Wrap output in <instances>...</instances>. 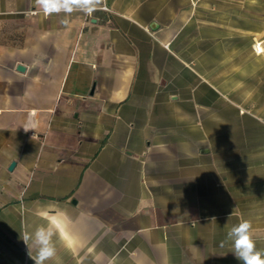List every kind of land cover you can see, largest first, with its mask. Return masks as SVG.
I'll use <instances>...</instances> for the list:
<instances>
[{
    "label": "crops",
    "instance_id": "obj_1",
    "mask_svg": "<svg viewBox=\"0 0 264 264\" xmlns=\"http://www.w3.org/2000/svg\"><path fill=\"white\" fill-rule=\"evenodd\" d=\"M57 213L46 264H242L241 219L264 249V0H0V264Z\"/></svg>",
    "mask_w": 264,
    "mask_h": 264
},
{
    "label": "clouds",
    "instance_id": "obj_2",
    "mask_svg": "<svg viewBox=\"0 0 264 264\" xmlns=\"http://www.w3.org/2000/svg\"><path fill=\"white\" fill-rule=\"evenodd\" d=\"M35 4L45 15L60 13L68 15L74 11L91 15L98 10L102 0H35ZM33 115L30 114L28 122L23 126L26 132L36 126L33 122ZM43 215L47 216L48 214L44 213ZM60 215L61 213H57L54 218L48 220L47 224L38 225L31 232L24 231L22 233L27 254L34 264H46L56 256L57 249L53 238L61 223ZM225 243H231L232 252L242 264H264V249L257 248L250 220L241 219L238 224L232 226L220 246L224 247ZM33 250H35V255H33Z\"/></svg>",
    "mask_w": 264,
    "mask_h": 264
},
{
    "label": "water",
    "instance_id": "obj_3",
    "mask_svg": "<svg viewBox=\"0 0 264 264\" xmlns=\"http://www.w3.org/2000/svg\"><path fill=\"white\" fill-rule=\"evenodd\" d=\"M16 68L19 69V70H21L23 67H22L21 65L18 64V65L16 66ZM13 164H14V161H11L10 164H9V166H8V169H10V168L13 166Z\"/></svg>",
    "mask_w": 264,
    "mask_h": 264
},
{
    "label": "built area",
    "instance_id": "obj_4",
    "mask_svg": "<svg viewBox=\"0 0 264 264\" xmlns=\"http://www.w3.org/2000/svg\"><path fill=\"white\" fill-rule=\"evenodd\" d=\"M103 8H105L104 6H102Z\"/></svg>",
    "mask_w": 264,
    "mask_h": 264
}]
</instances>
